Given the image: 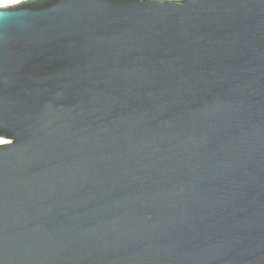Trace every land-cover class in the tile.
<instances>
[{
    "label": "water",
    "instance_id": "water-1",
    "mask_svg": "<svg viewBox=\"0 0 264 264\" xmlns=\"http://www.w3.org/2000/svg\"><path fill=\"white\" fill-rule=\"evenodd\" d=\"M0 264H264V0L0 14Z\"/></svg>",
    "mask_w": 264,
    "mask_h": 264
},
{
    "label": "clouds",
    "instance_id": "clouds-1",
    "mask_svg": "<svg viewBox=\"0 0 264 264\" xmlns=\"http://www.w3.org/2000/svg\"><path fill=\"white\" fill-rule=\"evenodd\" d=\"M11 7H13L11 0H0V13L7 12Z\"/></svg>",
    "mask_w": 264,
    "mask_h": 264
},
{
    "label": "snow or ice",
    "instance_id": "snow-or-ice-1",
    "mask_svg": "<svg viewBox=\"0 0 264 264\" xmlns=\"http://www.w3.org/2000/svg\"><path fill=\"white\" fill-rule=\"evenodd\" d=\"M19 3V0H11V4L14 6ZM3 14V13H0Z\"/></svg>",
    "mask_w": 264,
    "mask_h": 264
},
{
    "label": "rangeland",
    "instance_id": "rangeland-1",
    "mask_svg": "<svg viewBox=\"0 0 264 264\" xmlns=\"http://www.w3.org/2000/svg\"><path fill=\"white\" fill-rule=\"evenodd\" d=\"M22 1V0H19V2Z\"/></svg>",
    "mask_w": 264,
    "mask_h": 264
}]
</instances>
